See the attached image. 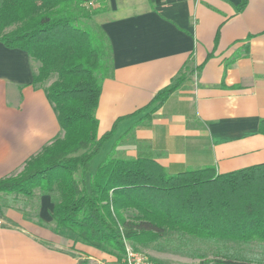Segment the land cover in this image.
<instances>
[{"label": "crops", "instance_id": "crops-1", "mask_svg": "<svg viewBox=\"0 0 264 264\" xmlns=\"http://www.w3.org/2000/svg\"><path fill=\"white\" fill-rule=\"evenodd\" d=\"M241 2L106 0L94 18L113 50L97 111L99 135L118 123L89 176L110 154L148 158L170 174L207 167L226 174L264 163V0H247L239 11ZM188 67L194 73L160 109L134 115ZM37 68L26 51L0 42V180L63 136L46 87L34 84ZM33 200L3 196L0 264L109 261L48 227L53 194L39 191Z\"/></svg>", "mask_w": 264, "mask_h": 264}, {"label": "trees", "instance_id": "trees-1", "mask_svg": "<svg viewBox=\"0 0 264 264\" xmlns=\"http://www.w3.org/2000/svg\"><path fill=\"white\" fill-rule=\"evenodd\" d=\"M246 5L242 0L238 10ZM105 10L106 0H0V42L39 64L34 84L46 87L63 132L20 173L0 180V212L3 195L58 192L55 232L75 233L117 262L128 242L146 245L168 232L206 242L264 243V163L226 174L212 167L170 174L154 160L110 154L89 176L118 123L99 135L97 111L113 71L112 45L94 20ZM194 71L181 72L134 115L160 109ZM259 130L264 134V120ZM129 211L137 215L128 219Z\"/></svg>", "mask_w": 264, "mask_h": 264}, {"label": "rangeland", "instance_id": "rangeland-1", "mask_svg": "<svg viewBox=\"0 0 264 264\" xmlns=\"http://www.w3.org/2000/svg\"><path fill=\"white\" fill-rule=\"evenodd\" d=\"M96 160L98 161L99 159ZM37 192L39 190H35L32 197L10 195V199L13 200L15 197L28 198V200L33 201L31 204L34 205L33 199ZM53 197L56 201L58 199V192L53 193ZM19 206L21 207L22 204L20 203ZM135 215H137L135 211L126 213L128 219L134 218ZM32 218H35L34 214ZM48 227L54 230L55 224L51 222L48 224ZM61 232L66 235L68 234L75 242L81 243L80 237L75 233L66 230ZM127 244L134 250L148 255L158 264H218L219 260L226 261L230 259L237 264H264V243L259 242H252L250 244L228 240L206 242L179 233L168 232L162 239L150 244H135L131 242ZM103 253L106 254L105 252ZM108 259L109 261H88L85 264H119L115 258L108 257Z\"/></svg>", "mask_w": 264, "mask_h": 264}, {"label": "built area", "instance_id": "built-area-1", "mask_svg": "<svg viewBox=\"0 0 264 264\" xmlns=\"http://www.w3.org/2000/svg\"><path fill=\"white\" fill-rule=\"evenodd\" d=\"M119 264H158L148 255L138 252L126 244V253Z\"/></svg>", "mask_w": 264, "mask_h": 264}]
</instances>
